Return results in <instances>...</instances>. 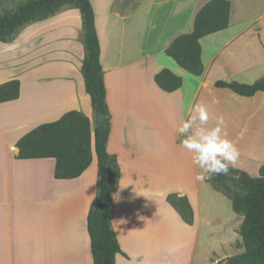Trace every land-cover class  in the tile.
<instances>
[{"label": "crops", "instance_id": "obj_1", "mask_svg": "<svg viewBox=\"0 0 264 264\" xmlns=\"http://www.w3.org/2000/svg\"><path fill=\"white\" fill-rule=\"evenodd\" d=\"M209 1L91 0L110 113L107 151L120 169L110 200L121 247L116 264H174L175 230L189 240V262L198 252L202 264H216L209 258L221 253L209 245L237 233L243 216L208 181L196 180L200 169L180 145L177 129L193 104L207 106L209 127L223 115L227 139L240 151L235 168L253 176L264 165V91L243 96L215 85L264 77V0H228V26L200 39L201 75L166 54ZM85 53L82 16L71 5L0 42V84L20 82L19 97L0 102V264H92L86 217L97 194L95 155L80 176L57 179L53 158L21 159L16 146L23 134L69 110L96 125L82 73ZM163 68L181 77L180 88L156 84ZM170 193L189 199L193 224L167 201Z\"/></svg>", "mask_w": 264, "mask_h": 264}, {"label": "trees", "instance_id": "obj_2", "mask_svg": "<svg viewBox=\"0 0 264 264\" xmlns=\"http://www.w3.org/2000/svg\"><path fill=\"white\" fill-rule=\"evenodd\" d=\"M14 7L0 12V42L10 40L15 32L32 20H42L60 7L71 5L79 9L84 28L85 57L82 73L85 90L90 97L94 115H102L103 122L91 127L90 119L78 110H69L58 119L44 122L23 134L17 141L18 158H53L54 177L71 179L80 176L91 164L93 155L97 162V194L86 217L90 239L92 264H116L121 247L111 221L110 200L116 191L120 169L116 156L107 151L111 123L106 102L104 70L101 64V47L95 24L91 0H13ZM230 4L228 0H210L195 15L193 29L178 35L166 49L176 64L192 75H201L200 39L228 26ZM156 84L165 91L181 87L182 79L167 68L154 76ZM216 86L228 87L243 96L264 91V77L253 83L215 81ZM17 79L0 84V102L19 97ZM235 175L214 176L208 181L214 189L226 195L233 210L243 216L238 233L243 252L228 258L226 264H264V165L258 176L231 168ZM167 201L187 224H193L194 212L189 199L176 193L167 195Z\"/></svg>", "mask_w": 264, "mask_h": 264}, {"label": "clouds", "instance_id": "obj_3", "mask_svg": "<svg viewBox=\"0 0 264 264\" xmlns=\"http://www.w3.org/2000/svg\"><path fill=\"white\" fill-rule=\"evenodd\" d=\"M215 99L213 103H217ZM215 125L209 127V110L205 104L192 105L190 115L178 127L180 145L191 154L192 163L200 169L198 181L211 180L214 176L230 175L235 168L240 151L227 139L223 115L213 117Z\"/></svg>", "mask_w": 264, "mask_h": 264}, {"label": "rangeland", "instance_id": "obj_4", "mask_svg": "<svg viewBox=\"0 0 264 264\" xmlns=\"http://www.w3.org/2000/svg\"><path fill=\"white\" fill-rule=\"evenodd\" d=\"M14 5L15 4H14L13 0L10 2L9 1L8 2H1L0 3V12L3 8L4 9H11L14 7ZM116 87H117V85L115 86V89H116ZM92 123L94 125L95 122L92 120ZM249 162H250V166H248V168L253 172L254 164L252 161H249ZM232 175L234 176L235 174L232 171H230V175L227 177H230ZM258 175H259L258 173L253 174V176H258ZM224 203L226 205H228V207L231 209L230 201L228 202V200H225ZM236 230L238 233L239 228L237 226H236ZM176 232H177V234H176ZM237 233L232 234V236L228 239H223V240L219 241V243L215 242L214 244L209 245V246H212L211 248L214 247L217 249L218 252L221 253L220 255H218L216 257H210L209 259H211L212 262H215L217 264V261H218L219 262L218 264H226L229 257L243 252L244 248H243L242 243H241V241H242L241 236L239 233L238 234ZM178 234H180V233H178V231L175 230L174 239L172 240V238L169 236L170 240H168V241L172 240L171 246L174 249V251H173L174 252V256H173L174 264H189V263L190 264H202L203 257L199 256L198 252H197V255L194 256L193 262H191V261L189 262V257L187 255L186 250H185L186 245L188 244L189 240L178 239V237H177ZM159 242H160V239H159ZM200 246H201V241H200ZM179 250H181L180 253H178ZM219 259H220V261H219Z\"/></svg>", "mask_w": 264, "mask_h": 264}, {"label": "water", "instance_id": "obj_5", "mask_svg": "<svg viewBox=\"0 0 264 264\" xmlns=\"http://www.w3.org/2000/svg\"><path fill=\"white\" fill-rule=\"evenodd\" d=\"M104 117L102 115H96L95 120H96V125H100L103 122Z\"/></svg>", "mask_w": 264, "mask_h": 264}]
</instances>
